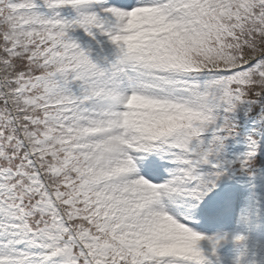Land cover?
<instances>
[{"label": "snow or ice", "instance_id": "snow-or-ice-1", "mask_svg": "<svg viewBox=\"0 0 264 264\" xmlns=\"http://www.w3.org/2000/svg\"><path fill=\"white\" fill-rule=\"evenodd\" d=\"M0 264H264V0H0Z\"/></svg>", "mask_w": 264, "mask_h": 264}]
</instances>
